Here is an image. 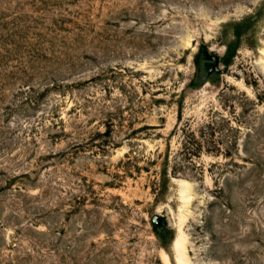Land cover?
I'll return each mask as SVG.
<instances>
[{
    "label": "rangeland",
    "instance_id": "374dc122",
    "mask_svg": "<svg viewBox=\"0 0 264 264\" xmlns=\"http://www.w3.org/2000/svg\"><path fill=\"white\" fill-rule=\"evenodd\" d=\"M253 160L264 0H0V264H264Z\"/></svg>",
    "mask_w": 264,
    "mask_h": 264
},
{
    "label": "trees",
    "instance_id": "16d2710c",
    "mask_svg": "<svg viewBox=\"0 0 264 264\" xmlns=\"http://www.w3.org/2000/svg\"><path fill=\"white\" fill-rule=\"evenodd\" d=\"M203 50V53L205 54L207 51L205 49H202ZM253 163V167L252 169L250 170V173H255V178L254 181H253V186L257 185L258 181H264V174L262 172V168H263V165H264V161H257V160H253L252 161Z\"/></svg>",
    "mask_w": 264,
    "mask_h": 264
},
{
    "label": "water",
    "instance_id": "95a60500",
    "mask_svg": "<svg viewBox=\"0 0 264 264\" xmlns=\"http://www.w3.org/2000/svg\"><path fill=\"white\" fill-rule=\"evenodd\" d=\"M205 55H207V56H209L210 58H212V60H213V66L215 67V64L217 63V59H218V57L216 56V55H214V54H208L207 52L205 53ZM215 69H217V67L215 68ZM156 215H153V222H156Z\"/></svg>",
    "mask_w": 264,
    "mask_h": 264
}]
</instances>
